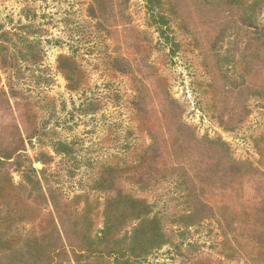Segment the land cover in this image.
<instances>
[{"label": "trees", "instance_id": "obj_1", "mask_svg": "<svg viewBox=\"0 0 264 264\" xmlns=\"http://www.w3.org/2000/svg\"><path fill=\"white\" fill-rule=\"evenodd\" d=\"M144 10L146 25L169 45L170 55L182 44L175 32L196 51L207 77L199 84L205 108L223 130L245 121L250 99L264 108V0H145ZM86 12L112 42L105 66L128 79L130 118L149 142L131 148L129 157L102 163L89 191L66 200L43 186L45 169L32 166L47 165L50 153L26 155L32 139L56 154L74 153L72 144L45 127L48 119L38 123L40 113L52 111L53 99L34 101L11 83L8 90L0 86L6 115L0 120V264H162L149 258L173 244L179 229L205 221L216 225L225 258L264 264V134L253 138L255 161L235 158L219 136H198L184 121V106L171 96L168 79L149 61L156 44L132 22L129 0H87ZM42 56L38 42L0 33V71L18 74L19 62L35 65ZM56 70L69 91L88 83L72 54H59ZM10 97L19 99L17 119L9 115ZM99 104L88 102L80 111L95 113ZM13 171L20 174L17 184ZM168 180L179 207L169 217L126 187L145 192Z\"/></svg>", "mask_w": 264, "mask_h": 264}, {"label": "rangeland", "instance_id": "obj_2", "mask_svg": "<svg viewBox=\"0 0 264 264\" xmlns=\"http://www.w3.org/2000/svg\"><path fill=\"white\" fill-rule=\"evenodd\" d=\"M144 3L145 0H129L132 22L156 44L149 61L160 67V73L168 79L171 96L183 104L184 121L194 127L198 136L221 137L235 158L255 161L258 154L253 138L264 134L261 102L250 99V113L245 121L233 131L223 130L205 108L207 97L201 94L199 84L207 77L198 64L196 51L184 45L186 39L175 32L172 33L175 41L182 44L170 55L169 45L159 41L157 32L146 25ZM86 8L87 0H0V33H17L38 42L43 55L35 65L19 62L18 74L1 70L0 86L8 90L11 83L34 101L41 97L53 99V115L50 116L52 111L44 110L38 123L42 125L48 119L45 127L72 144L74 153L71 157L56 154L48 144L40 146L36 139H32L26 142V155L33 159L39 149L50 153L52 160L47 165L33 161L32 166L37 170L45 169L41 174L43 186L49 185L66 200L89 191L102 163L114 155L129 157L131 148L149 142L137 132L136 124L130 118L127 99L132 92L128 79L113 75L105 66L112 42L95 30L94 19L88 16ZM59 54H72L81 63L88 75L85 87L74 92L66 89L65 80L56 70ZM18 101L14 97L9 100V115L15 119ZM97 101L100 104L95 113L80 111L88 102ZM3 119L6 115L0 112V120ZM12 178L16 184L20 182L18 172L13 171ZM126 187L135 195L147 197L153 203L154 211L163 217H169L179 209L173 180L164 181L145 192L133 185ZM167 227L173 226L168 224ZM177 228L173 227L174 230ZM179 231L175 232L174 243L163 246L149 261L197 264L205 259L212 264H242L221 254L220 235L214 222L205 221Z\"/></svg>", "mask_w": 264, "mask_h": 264}]
</instances>
